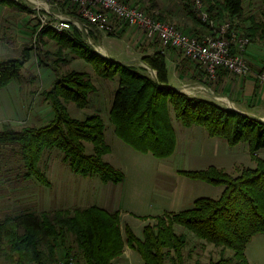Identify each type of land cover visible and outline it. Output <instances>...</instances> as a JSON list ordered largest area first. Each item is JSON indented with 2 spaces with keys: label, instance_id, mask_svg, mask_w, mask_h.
Wrapping results in <instances>:
<instances>
[{
  "label": "trees",
  "instance_id": "1",
  "mask_svg": "<svg viewBox=\"0 0 264 264\" xmlns=\"http://www.w3.org/2000/svg\"><path fill=\"white\" fill-rule=\"evenodd\" d=\"M204 2L212 17L231 20L251 41L255 35L264 39V0H261L259 20L253 19L248 27L235 22V18L240 19L244 14L242 0ZM0 3L31 11L18 0H0ZM39 23L35 24L33 33ZM49 33L72 53L92 62L100 76L114 78L118 75L110 116L115 133L134 149L156 157H167L174 152L177 133L171 120L172 110L186 127L201 125L209 135L223 138L229 145L247 142L255 165L244 167L237 175L215 165L179 169L192 179L223 184L224 188L217 198L200 196L189 208L154 216L153 222L144 225L143 238L129 225L123 233L119 211L111 212L97 204L43 210L39 214L33 211L8 214L0 220V254L7 253L15 264H48L57 260L59 245H65L64 264H69L73 246L67 240L72 234L81 257L79 264H114L125 244L136 249L145 264H166L167 259L173 264H185L183 249L188 243L187 236L174 227L180 224L200 239L233 250L231 257L222 256L210 264H251L245 253L246 245L255 234L264 233V158L259 155L264 148V120L168 85L169 73L161 51L142 56V61L157 71L154 78L134 64L102 55L87 44L77 27L56 33L49 25L43 26L37 32L39 40ZM30 49L24 46L20 57L0 60V88L20 77L30 58ZM38 64L46 65L47 62L39 56ZM95 89L87 72L71 69L42 92V98L54 111L48 123L25 125L20 129L4 124L0 130V145L16 146L26 177L50 185L51 181L39 164L46 149H58L76 173L98 174L104 183L123 180V172L103 159L110 147L105 142L101 116L94 113L76 119L67 111V101L83 107ZM85 142L93 144V153L85 152ZM195 264H200L199 260Z\"/></svg>",
  "mask_w": 264,
  "mask_h": 264
},
{
  "label": "rangeland",
  "instance_id": "2",
  "mask_svg": "<svg viewBox=\"0 0 264 264\" xmlns=\"http://www.w3.org/2000/svg\"><path fill=\"white\" fill-rule=\"evenodd\" d=\"M18 1L26 4L31 11L0 3V60L20 57L24 46L31 48L30 58L25 62L19 78L0 88V130L4 124L20 129L25 125L40 126L48 123L54 117V111L50 103L42 98V92L50 89L57 77L71 69L87 72L96 89L89 94L88 104L83 107L72 100L67 101V111L76 119H84L98 113L104 122V137L110 152L104 154L103 159L124 174L121 184L115 185L119 192L111 195L116 196L113 205L118 203L120 208L118 211L123 233L125 226L129 225L138 237L143 238L144 225L153 222L154 216L164 211L177 212L189 208L194 199L200 196L217 198L224 188L223 184L215 185L192 179L180 173L179 169H202L215 165L232 175H237L244 167L255 165L247 142L241 141L236 145H229L223 138L215 139L214 136H210L201 125L188 128L175 117L172 110L171 120L177 133L174 152L167 157H156L150 152L144 153L134 149L115 133L110 116L111 104L118 87V75L114 78L100 76L92 62L72 53L69 47L62 46L50 33L41 40L37 35L35 40L33 28L40 21L39 12L45 9L33 8L35 3L32 0ZM242 2L244 14L240 19L235 18V22L241 24L246 22L245 26L248 27L253 19L259 20L262 4L261 0H242ZM58 3L63 6L68 5V1ZM134 3L157 16L146 8L151 7L150 0H134ZM191 3L193 4V0ZM48 10L50 15L55 13L52 8ZM85 36L87 44L93 47L92 41H95V37L90 35L92 41L88 42ZM251 43L261 48L264 54L263 38L255 35ZM120 46L122 43L119 41L113 49L115 51L113 56L120 57L119 60L136 62L135 66L149 75L151 72L157 73L142 61L144 49L139 45L132 48V52L117 54ZM39 56L48 65H39ZM138 61L141 65L137 63ZM249 65L254 72L264 70V66H253L251 63ZM207 83L214 94L221 97L218 99L219 103L227 107V72H221L215 81H207ZM209 91V89L207 91L194 89L191 93L187 91L186 93L213 97L214 95ZM85 145V152L93 153V144L85 142ZM259 155L264 158V148L259 151ZM39 165L51 181L48 186L34 177L28 178L24 175L25 167L16 146L0 145V220L8 214L19 215L25 211L39 214L43 210L56 208L85 207L87 200L93 196L91 189L96 185L94 179L98 178L99 182L104 183L98 174L76 173L63 159V153L58 149H46ZM97 187L103 189L100 184ZM93 197H97L100 202L105 198V194L97 191ZM174 227L187 236L188 243L183 249L185 264H195L197 260L200 264H210V261L218 260L222 256L228 258L233 255V250L230 248L200 239L183 225L176 224ZM73 238L74 236L69 234L67 243L73 246L68 258L69 264H79L81 257L78 255ZM125 246V255L121 257L120 262L115 261L114 264H145L136 249L130 248L128 244ZM44 250L48 254V250L45 248ZM66 251L65 245H59L57 260L48 264H64ZM245 253L251 264H264V233H257L252 237L246 245ZM0 264L15 263L7 253H2ZM166 264L173 263L167 259Z\"/></svg>",
  "mask_w": 264,
  "mask_h": 264
},
{
  "label": "built area",
  "instance_id": "3",
  "mask_svg": "<svg viewBox=\"0 0 264 264\" xmlns=\"http://www.w3.org/2000/svg\"><path fill=\"white\" fill-rule=\"evenodd\" d=\"M32 1L35 3L33 8L45 9L38 14L40 23L35 40L38 30L49 25L56 33L77 27L89 42L92 31H115L112 18H116L140 28L151 40H159L174 47L197 64L203 73L204 81L192 89L183 87L185 92L191 93L194 89L207 91L210 88L207 81H215L223 71L239 76L254 74L257 81L264 86V70L252 71L245 56L251 38L237 29L231 20L212 17L204 0H193L195 14L209 27L208 32L200 35L187 33L175 23L147 12L134 3V0H66L77 8L78 15L74 17L56 13L50 15L48 8L42 5L45 0ZM151 75L156 76L152 72Z\"/></svg>",
  "mask_w": 264,
  "mask_h": 264
},
{
  "label": "crops",
  "instance_id": "4",
  "mask_svg": "<svg viewBox=\"0 0 264 264\" xmlns=\"http://www.w3.org/2000/svg\"><path fill=\"white\" fill-rule=\"evenodd\" d=\"M59 1L66 2V0H55L53 2L45 0L42 1V5L48 9L52 8L56 14H60L65 17L77 16V9L73 4L68 2L67 6H63L58 3ZM150 3L151 7L147 6L146 8L156 13L160 18L175 23L187 33L200 35L209 31V27L201 23L195 14L191 0H150ZM112 23L115 30L112 34L100 31H92L91 33V35L95 37L94 42L91 39L94 45L93 47L102 55L119 60L121 59L120 57L113 56V52H115L113 49L116 48V44H118L119 41L122 43V46H120V48L118 47L117 54L120 52L123 54L132 52L133 50L131 49L139 45V47L144 49L142 55L152 54L156 51H161L164 54L169 73L168 85L180 86L181 88L188 87L192 89V87L197 86L198 83L204 81L203 73L197 64L186 58L181 52H179V50L164 43L151 40L140 28L134 25H130L116 18H112ZM243 25H247L246 22H244ZM253 43L248 45L245 51V56L248 62L253 66H264V54L261 51V48L253 46ZM119 61H128L129 63L132 62V60L130 61L126 59ZM135 63L131 64L136 65ZM137 63L141 65L139 61ZM226 86L227 107L234 108L264 120V86L257 81L254 74L239 76L227 71ZM209 90V92L214 95L213 97H207L205 94L196 95L217 101L219 103L218 99L221 97L216 96L211 88H209ZM181 91L184 90L181 89ZM191 127H194V125L189 126L188 128ZM215 139L219 138L215 137ZM94 181L96 185L95 188L91 189L92 195L95 196L96 192L100 191V193L104 192L105 198L99 202L96 199L97 197L91 196V198L87 200V206L97 204L111 212L118 209L120 210V208H118V203L117 205H113V199L116 198V196L111 195L119 192L115 188V185L121 184V182L115 183L109 181L107 183H102L99 182L98 178H95ZM98 184H100L103 189L98 188ZM125 250L126 246L124 247L123 253L114 260V263L115 261H121V257L125 255Z\"/></svg>",
  "mask_w": 264,
  "mask_h": 264
},
{
  "label": "water",
  "instance_id": "5",
  "mask_svg": "<svg viewBox=\"0 0 264 264\" xmlns=\"http://www.w3.org/2000/svg\"><path fill=\"white\" fill-rule=\"evenodd\" d=\"M123 62L129 63L128 61H123ZM174 87H177V88H179L181 90V87L180 86H174Z\"/></svg>",
  "mask_w": 264,
  "mask_h": 264
}]
</instances>
